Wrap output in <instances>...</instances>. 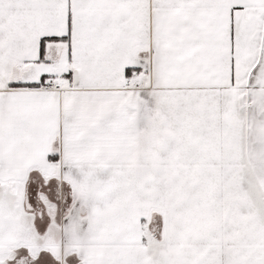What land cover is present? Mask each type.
I'll list each match as a JSON object with an SVG mask.
<instances>
[{
	"label": "snow or ice",
	"instance_id": "6c2138e0",
	"mask_svg": "<svg viewBox=\"0 0 264 264\" xmlns=\"http://www.w3.org/2000/svg\"><path fill=\"white\" fill-rule=\"evenodd\" d=\"M0 264H264V0H0Z\"/></svg>",
	"mask_w": 264,
	"mask_h": 264
}]
</instances>
